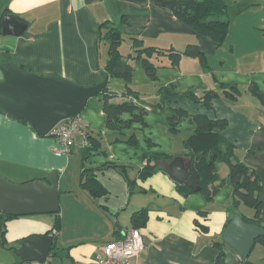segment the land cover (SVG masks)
I'll use <instances>...</instances> for the list:
<instances>
[{"label":"crops","instance_id":"1","mask_svg":"<svg viewBox=\"0 0 264 264\" xmlns=\"http://www.w3.org/2000/svg\"><path fill=\"white\" fill-rule=\"evenodd\" d=\"M224 1L230 27L226 40L219 45L175 16L179 0H0V20L8 9V14L27 24L20 37L0 35V83L4 82L1 67L15 64L81 87L107 81L109 93L121 100L126 81L107 79L98 69L108 60L107 45L98 48L100 26L107 21L127 37L141 38L145 46L181 52L199 45L209 66L204 69L199 59L187 56L176 67L171 66L169 57L155 58L157 80L152 81L142 61L135 63L131 86L145 94L135 101V115L143 113V120L121 132L125 138L136 135L133 145L114 142L106 126L104 98L98 95L89 99L77 119L84 129L104 136L102 151H93L84 165L93 169L106 191L99 198L81 187V150L87 145L84 137H78L70 153L57 156L55 149L61 144L54 136H41L27 122L0 109V175L13 183L41 178L46 183L57 173L61 231L57 238L59 255L51 257L52 264L57 259V264L93 261L101 246L123 239L135 226L134 214L145 210L147 221L139 228L145 249L134 264H244L245 260L223 240L224 230L235 215L254 217L250 208L233 207V185L224 182L211 199L203 192L183 196L168 173V164L176 157L189 163L185 141L197 129L194 117L222 119L227 127L221 133L235 147V159L254 169L261 184L257 196L264 203V0ZM124 47L126 42L121 51ZM128 47L130 52L131 45ZM221 85L235 86L239 94L230 101L215 99L211 108L186 98L190 92H224ZM160 87L178 96L164 108L156 105ZM177 110L187 115L180 118L178 133L172 134L170 118ZM132 118L131 114L122 116L124 121ZM154 154L171 160L160 161L158 171L143 179L141 170ZM108 164L126 165L128 178L119 168L106 167ZM229 171L228 164L218 165L217 184L227 180ZM50 215L8 221L5 237L9 248L0 243V264H30L21 260L17 251L31 236L51 235L55 215ZM14 245L17 250L11 248ZM253 252L255 247L248 259L264 264V253L255 261Z\"/></svg>","mask_w":264,"mask_h":264},{"label":"trees","instance_id":"2","mask_svg":"<svg viewBox=\"0 0 264 264\" xmlns=\"http://www.w3.org/2000/svg\"><path fill=\"white\" fill-rule=\"evenodd\" d=\"M9 10L5 11V14ZM228 5L224 0H179L175 10V16L193 28L201 35L209 36L219 45L224 43L230 27V21L227 18ZM2 34V24L0 20V35ZM127 40L131 42V51L123 54L121 47ZM101 45L108 47V60L104 67L98 68L102 75L107 78H120L126 81V91L119 96L109 93L108 85L100 92V96L104 98V113L106 116L107 129L111 130L114 135V142L125 141L131 145L136 144V135L125 138L122 130L129 129L133 123L143 120V113L135 115L138 106L136 100L145 97V94L135 90L131 86L135 63L142 61L143 67L152 81L157 80L158 66L154 63V59L169 57L171 66L176 67L183 56L199 59L204 69H209L206 56L200 49L199 45H190L184 51H176L172 49H162L158 47L145 46L144 41L137 36H126L120 29L113 26L109 21L100 26V34L98 38V48ZM224 92L217 90L207 91L199 94L190 92L186 98L196 104H201L207 108L212 107L215 99L225 98L226 100H234L239 89L235 86L221 85ZM223 93V94H222ZM158 101L156 105L164 108L166 102L173 98H178L167 87H160L157 92ZM131 114L133 118L124 121L122 116ZM187 113L183 110H177L176 116L170 118V130L172 134H177L176 126L181 117ZM197 123L195 132L185 141L188 153L185 155L186 160L190 163L188 167V182L180 184L177 182V189L183 196H188L195 192H203L207 198L211 199L224 184L229 182L234 187L233 207L238 208L243 205L254 211V217L242 216L243 220L264 228V203L258 198L257 193L261 189V184L256 176L253 168L238 159H235V147L229 143L222 131L227 127V121L222 119L211 120L204 115L194 117ZM84 140L87 143L81 150L83 162L81 174V187L91 196L99 198L106 195L105 189L95 178L93 169L86 168L85 162L90 158L93 151H102L104 136L102 133H94L88 129H84ZM73 149H71L72 151ZM70 151V152H71ZM171 157L166 155L154 154L148 160L147 165L141 170V177L148 178L158 171V163L160 161L167 162ZM228 164L230 171L227 180L217 184L219 180L218 165ZM106 167L119 168L120 172L125 175L126 165L108 164ZM126 178L128 176L125 175ZM47 179V177L45 178ZM40 181L44 182V178ZM129 184L132 182L130 181ZM199 188V190H198ZM147 210L135 213L133 216V229L142 228L147 221ZM55 215L54 226L48 234L54 237V245L52 251L57 250V238L61 231L60 209ZM2 214L0 212V243L3 247L9 248L6 240V224L8 221L17 219ZM261 244L264 248V237L257 240L256 244ZM17 250L18 247H11ZM51 251V252H52ZM59 253L56 251L51 257H57ZM222 258V256H220ZM244 264H253L249 259Z\"/></svg>","mask_w":264,"mask_h":264},{"label":"water","instance_id":"3","mask_svg":"<svg viewBox=\"0 0 264 264\" xmlns=\"http://www.w3.org/2000/svg\"><path fill=\"white\" fill-rule=\"evenodd\" d=\"M2 34L20 37L27 24L12 14L1 19ZM0 109L15 119L27 122L41 136H48L62 121L76 119L90 98L100 94L107 81L94 87H81L61 77L37 75L15 64L1 67ZM182 157L168 164L169 175L178 183L188 182V167ZM199 190V188H198ZM58 176L48 181L15 184L0 175V212L12 217L57 214L60 209ZM264 228L235 215L223 233L224 243L247 260ZM54 245L52 235H35L25 239L17 254L25 262H45Z\"/></svg>","mask_w":264,"mask_h":264},{"label":"built area","instance_id":"4","mask_svg":"<svg viewBox=\"0 0 264 264\" xmlns=\"http://www.w3.org/2000/svg\"><path fill=\"white\" fill-rule=\"evenodd\" d=\"M84 128L76 119L60 122L52 131V135L60 142L61 148L55 149L57 156L70 153L77 143L78 137H84ZM145 249L143 233L140 229H132L121 240L107 243L100 247V253L93 261L86 264H134ZM30 264H52L49 257L45 262H31Z\"/></svg>","mask_w":264,"mask_h":264},{"label":"rangeland","instance_id":"5","mask_svg":"<svg viewBox=\"0 0 264 264\" xmlns=\"http://www.w3.org/2000/svg\"><path fill=\"white\" fill-rule=\"evenodd\" d=\"M117 24V23H116ZM126 48L124 47V49L122 50V52H124L123 54H127L128 52H129V47L128 46H130L131 45V42H130V40H127L126 39ZM75 146V145H74ZM73 146V147H74ZM72 147V148H73ZM15 184H22V183H15ZM49 216H51V215H49ZM19 246V245H18ZM13 247H16L15 245L13 246ZM263 248H262V246L260 245V244H257L256 246H255V252H253V255H252V260H255V261H259V258H261L262 256H263ZM59 262V260L57 259V260H55V263L57 264Z\"/></svg>","mask_w":264,"mask_h":264},{"label":"clouds","instance_id":"6","mask_svg":"<svg viewBox=\"0 0 264 264\" xmlns=\"http://www.w3.org/2000/svg\"><path fill=\"white\" fill-rule=\"evenodd\" d=\"M51 134V133H50ZM52 135V134H51ZM53 136V135H52ZM49 257H51V256H49ZM29 263H31V262H29Z\"/></svg>","mask_w":264,"mask_h":264}]
</instances>
